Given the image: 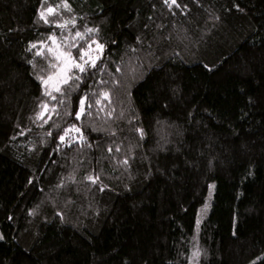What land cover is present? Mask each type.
I'll return each instance as SVG.
<instances>
[{
	"label": "trees",
	"instance_id": "16d2710c",
	"mask_svg": "<svg viewBox=\"0 0 264 264\" xmlns=\"http://www.w3.org/2000/svg\"><path fill=\"white\" fill-rule=\"evenodd\" d=\"M67 3H44L59 29L0 0V264H264V0ZM86 27L102 62L42 124L38 42ZM69 123L85 141L56 139Z\"/></svg>",
	"mask_w": 264,
	"mask_h": 264
},
{
	"label": "snow or ice",
	"instance_id": "6c2138e0",
	"mask_svg": "<svg viewBox=\"0 0 264 264\" xmlns=\"http://www.w3.org/2000/svg\"><path fill=\"white\" fill-rule=\"evenodd\" d=\"M171 2L172 4H176V0H171ZM44 3L45 0H41V9L38 12L39 19L41 21L45 24H54V26L59 29H67L69 25L73 28L75 27V18L63 21L50 20L49 17L54 16L60 6L57 5L53 7L52 5H48L45 7ZM61 3L65 9L69 11L71 10L67 0H61ZM98 31L99 30L96 28L86 27L84 32L77 30L73 34L70 31L69 34L64 36L63 40L59 42L55 34H50L48 36V41H51L50 45L44 41L38 42L41 48L45 49L48 54L45 58L47 59L50 57L51 59L48 64V68L50 69L49 73L47 75H37L36 79L39 81V87L43 90V96L49 97L51 101H57V104L51 105L49 102L44 100L40 101V104L38 105L40 111L36 113V119L41 120L42 124L48 123V120L51 119L53 113L59 115L57 111L58 105L66 104L70 100L72 92L80 87V84L83 82V78L86 75L91 76L93 71L98 68L97 61L102 62L105 45L91 38V34ZM86 36L88 39H85ZM31 47L36 48L37 45L32 44ZM40 54L41 52L37 51V55ZM29 63L31 64L32 61H29ZM204 67L211 70L208 65H204ZM101 71H103V69H101ZM117 71H119V68H117ZM100 83L104 82L100 81ZM54 93L59 94V97L61 98L58 99L57 95H54ZM99 97L100 98H97L95 103L98 106V110L103 111L104 109L101 105V98L109 100V94L107 91H101L99 93ZM85 100V96L79 97V107L67 111L66 115L72 116L74 114L75 120L77 121L81 119L82 114L91 115L92 105L88 104L86 106ZM45 113H47L46 119ZM111 114V112L108 113L109 116H111ZM54 127L59 129L61 126L56 124ZM136 131L140 134V138L143 139L144 130L142 128H137ZM46 134L51 136V130H49ZM73 134H75V138L81 142L86 140L81 127L77 126L76 123H69L66 127H63L62 131L58 132L56 139L61 143H65L70 146L74 142ZM109 151H111V148H109ZM117 151H119V148H117ZM123 163L126 165L128 163L127 159H125ZM85 179L92 183H96L99 181V176L89 174L85 177ZM60 186L62 185H58V187ZM209 187L211 188L212 186L210 185ZM197 223H199V221H197ZM0 239H3V236H0ZM200 254V249L195 250L192 253V259L198 258Z\"/></svg>",
	"mask_w": 264,
	"mask_h": 264
},
{
	"label": "rangeland",
	"instance_id": "374dc122",
	"mask_svg": "<svg viewBox=\"0 0 264 264\" xmlns=\"http://www.w3.org/2000/svg\"><path fill=\"white\" fill-rule=\"evenodd\" d=\"M211 186H212L211 188L209 187V192H208L206 201H205L204 205L199 209L198 214H197L196 223H195L196 224L195 234H194L195 236H196V233L198 231L199 224L206 217L207 212L210 208V202H211L212 195H213V184H211ZM206 203H207V206H206ZM197 221H199V223H197ZM0 236H2L1 233H0Z\"/></svg>",
	"mask_w": 264,
	"mask_h": 264
}]
</instances>
